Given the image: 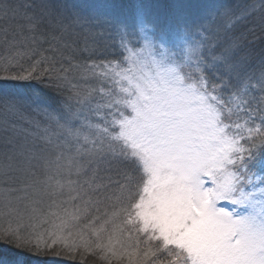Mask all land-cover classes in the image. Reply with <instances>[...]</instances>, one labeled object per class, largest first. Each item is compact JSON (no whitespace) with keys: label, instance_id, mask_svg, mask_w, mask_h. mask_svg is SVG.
Returning <instances> with one entry per match:
<instances>
[{"label":"snow or ice","instance_id":"1","mask_svg":"<svg viewBox=\"0 0 264 264\" xmlns=\"http://www.w3.org/2000/svg\"><path fill=\"white\" fill-rule=\"evenodd\" d=\"M0 20L54 41L68 65L42 57L13 78L48 77L57 97L0 105V183L43 190L58 221L27 238L9 226L0 241L37 254L94 244L121 264H264V0L177 5L162 22L143 4L128 19L102 0H22ZM26 105L32 140L10 120ZM104 200L108 218L84 226L100 242L74 240L72 222Z\"/></svg>","mask_w":264,"mask_h":264},{"label":"trees","instance_id":"2","mask_svg":"<svg viewBox=\"0 0 264 264\" xmlns=\"http://www.w3.org/2000/svg\"><path fill=\"white\" fill-rule=\"evenodd\" d=\"M260 33L261 31L259 30V28L255 29L256 36H260ZM28 45L30 46H22L23 52L31 51L32 55L23 57L21 60L12 62L11 64L8 63V68L3 71L4 75H0V105H2L5 99L11 100L14 98L18 99L20 97L31 96L33 98L39 97L51 100L54 97L58 96V93L55 91L54 84H52L48 77H44L43 81L38 79H13L14 77H21L31 72L34 66H36L37 61L42 57L54 58L56 60L55 67L57 68L61 66V63H63L64 67L68 66L67 63L62 60V55L60 53L53 52L51 50V45L47 43H42L41 45H39L38 43ZM48 45L49 48H47ZM111 49L112 48L109 47L107 49V52L111 53ZM63 55L66 56L68 55V53L64 52ZM109 58H111V56H109ZM99 59H104V57H99ZM50 63L51 61L40 66L37 69L38 74L44 68H47ZM34 107L35 106L28 107L26 105L21 108L20 113L17 116L10 117V120L17 125V130L20 133L19 139L21 140H23L25 136H27L29 140H32L34 137L28 135V133L37 132V129L34 126H31L26 122L27 119H32L34 121L38 119L35 111L33 110ZM2 119L3 115L2 112H0V120ZM24 130H27V132H25ZM104 175V173H101V176ZM7 187L9 189H21V182H11ZM37 193L40 197V203L37 204L36 207L43 208V213L52 211L53 209H49V201L51 198L47 196L43 190L37 191ZM21 195L29 204L28 200L29 198L31 200V194L28 192V189L8 191L6 190V186L0 183V206H5L3 209H1L3 210L2 213L7 215L10 214L11 216H13V213L16 209V207L14 206L16 203V197L18 198L19 206L25 205L26 203L22 201ZM62 199H64V197H56L57 202L61 201ZM5 203L7 204L5 205ZM28 212H30L29 215H26V218L23 220H20L16 217H7L9 220L12 218L10 222L0 221V231L8 228L9 226L16 228L19 224L21 225L22 237L27 238L30 234L33 233V231H35V233L37 234H46L48 231L52 230L53 222L50 219V217L52 216L44 215L41 217L38 216L35 219H30V217H32L31 209ZM116 223L119 224V221H117ZM79 226V230H84V227H82V225ZM107 239V232H103L101 240L103 242H107ZM86 240L92 242L90 239ZM93 241L100 242L97 240V237H95ZM104 255L105 254L100 249L95 248L94 244L93 250L85 251L81 249L79 254L77 252L69 253V251L64 247L63 244H60L59 246L54 247L51 250L45 248L43 251L37 254L34 249L28 250L18 248L15 246V243L0 241V260L6 264H121L119 260L111 257L110 255L107 259H105Z\"/></svg>","mask_w":264,"mask_h":264},{"label":"rangeland","instance_id":"3","mask_svg":"<svg viewBox=\"0 0 264 264\" xmlns=\"http://www.w3.org/2000/svg\"><path fill=\"white\" fill-rule=\"evenodd\" d=\"M13 2H22V0H0V5L9 4ZM102 2L115 6L116 13L121 15L122 18H128V19H130L131 12L135 8V6L139 4H143L148 8L150 13L156 20L162 22L175 11L177 5H187V4L194 5L198 3H203L205 2V0H102ZM217 2H219V0H217ZM235 2L238 5L242 6L244 3L247 2V0H235ZM250 23L255 24L256 29L259 28V30L262 31L258 20H253ZM16 24H17L16 21H12L6 24L4 21L0 20V75H4L3 71L8 68L7 66L8 63L11 64L12 62L21 60L23 57L32 55L31 51L23 52L22 46H30L28 44H35V43H38L39 45H41L42 43H47L52 46L55 43L54 41L51 40H44V41L37 40L35 43H33L31 36L28 33L19 30ZM5 28H7V35H5ZM109 43L110 44L114 43L118 45L119 38L116 37L115 39L110 40ZM49 45L47 48H49ZM110 48H112L111 53H115L118 50L117 48L114 47H110ZM28 192L31 194V200L30 198L28 200L29 204L30 201L40 200L37 191H33L32 188H28ZM103 195L104 193H97L93 196V199H97V197L103 199ZM21 199L26 204L19 206L18 204L19 201L18 198L16 197V203L14 205L16 209L13 213V216H11L10 214L8 215L3 214L2 213L3 210L1 209H3L5 206L2 207L0 206V211H1L0 221L10 222L12 218L9 220L7 217H16L21 220V215L23 216V219L26 218V215H29L30 212L28 211L31 209V206L27 203L26 199L22 195H21ZM6 204L7 203H5V205ZM111 204H112L111 201L108 202L107 200H104L103 203H101L98 206V209L96 207H93L90 210V214L87 215L86 218L81 217L79 221H73L72 227L70 228L72 238L76 241H79L80 237L83 236V239L85 240L90 239L91 241H93L96 236H93L91 234V228L86 229L84 226L87 225L89 221L92 220L93 217H100V219L95 221L93 225L94 227L99 229L103 221L108 218L107 216H105L106 209L109 212H111ZM220 206L231 207V205L227 204L226 202H221ZM40 209L42 210L43 208ZM49 212L50 211L43 213L41 211L39 217L44 215L47 216ZM50 219L52 220V222L55 221L54 217H50ZM121 219L122 217L119 219H115L114 222L116 223L117 221H119L120 223ZM55 222L58 223V221ZM79 225H82V227H84V230L82 229L83 231L79 230L80 227ZM107 226L111 230V225H107ZM52 230H53V223H52ZM109 231H106L108 235H109ZM65 235H68V233H65ZM49 243H51V241H49ZM0 264H6V263L0 260Z\"/></svg>","mask_w":264,"mask_h":264}]
</instances>
